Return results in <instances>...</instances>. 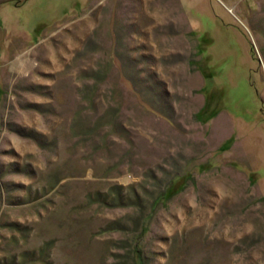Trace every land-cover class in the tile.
<instances>
[{
	"label": "rangeland",
	"instance_id": "obj_1",
	"mask_svg": "<svg viewBox=\"0 0 264 264\" xmlns=\"http://www.w3.org/2000/svg\"><path fill=\"white\" fill-rule=\"evenodd\" d=\"M135 250L264 264V0H0V264Z\"/></svg>",
	"mask_w": 264,
	"mask_h": 264
},
{
	"label": "trees",
	"instance_id": "obj_2",
	"mask_svg": "<svg viewBox=\"0 0 264 264\" xmlns=\"http://www.w3.org/2000/svg\"><path fill=\"white\" fill-rule=\"evenodd\" d=\"M169 189H167V190H164L161 194L159 193L158 195H157V197H155V199H154V202H153V204L154 203H156L157 201H160V200H163V199H165L166 197H170L172 194H174V188L172 187V186H170V187H168ZM112 192L113 193H115V192H117V193H120V190L118 191V190H112ZM119 200H120V197L118 198ZM141 206V205H140ZM143 213V212H142ZM143 215V214H142ZM141 215V216H142ZM141 216H139V218L141 217ZM134 258H133V262H134V264H143V258H142V253H140V250H135L134 251ZM133 264V263H132Z\"/></svg>",
	"mask_w": 264,
	"mask_h": 264
}]
</instances>
